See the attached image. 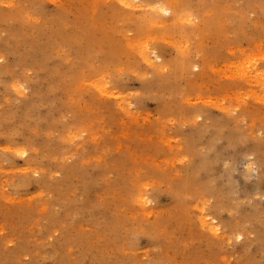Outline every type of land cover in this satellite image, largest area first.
I'll use <instances>...</instances> for the list:
<instances>
[{"label":"rangeland","instance_id":"obj_1","mask_svg":"<svg viewBox=\"0 0 264 264\" xmlns=\"http://www.w3.org/2000/svg\"><path fill=\"white\" fill-rule=\"evenodd\" d=\"M0 264H264V0H0Z\"/></svg>","mask_w":264,"mask_h":264},{"label":"bare ground","instance_id":"obj_2","mask_svg":"<svg viewBox=\"0 0 264 264\" xmlns=\"http://www.w3.org/2000/svg\"><path fill=\"white\" fill-rule=\"evenodd\" d=\"M130 1V0H129ZM123 2V1H122ZM124 3H125V0H124ZM130 3V2H129ZM127 4H128V2H127ZM246 73H248V71L246 72ZM206 222V221H205ZM215 228V227H214ZM212 229V228H211Z\"/></svg>","mask_w":264,"mask_h":264}]
</instances>
